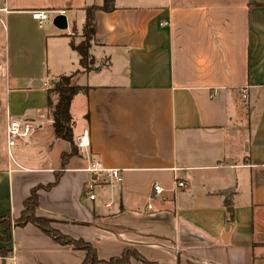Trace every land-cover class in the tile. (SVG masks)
Instances as JSON below:
<instances>
[{"label":"crops","instance_id":"obj_1","mask_svg":"<svg viewBox=\"0 0 264 264\" xmlns=\"http://www.w3.org/2000/svg\"><path fill=\"white\" fill-rule=\"evenodd\" d=\"M103 3L0 0V218L19 219L37 189L36 216L100 260L130 248L155 264H264V0H114L95 15L86 70L71 32ZM41 10L64 12L68 30L40 28ZM72 74L85 89L69 109L74 150L48 106L51 82ZM12 118L35 131L11 157ZM0 248V264L86 257L32 224Z\"/></svg>","mask_w":264,"mask_h":264},{"label":"trees","instance_id":"obj_2","mask_svg":"<svg viewBox=\"0 0 264 264\" xmlns=\"http://www.w3.org/2000/svg\"><path fill=\"white\" fill-rule=\"evenodd\" d=\"M114 9V0H104L102 6L86 7L84 10L86 15L83 30L84 40L78 45L71 43V48L79 54L80 64L86 70L89 69V64H91L89 50L94 42L95 15L100 11L111 12ZM84 90V88L70 87L68 79L64 76L52 90L48 91V106L51 109L54 136L56 139H62L69 142L72 146V150L75 149V144L72 129V118L69 109L73 98ZM54 93L58 97L56 104H54L52 100V94ZM37 207L38 198L37 189H35L32 191L31 196L24 202V211L19 219L13 222L9 217L0 218V229L6 230L7 232V236H0V242L5 244L11 241V230L13 227H25L28 224H32L48 236L52 237L58 244L62 246H69L73 250L84 251L86 253V257L82 264H132V261H141L143 264H155L147 261L136 250L130 248L125 249L120 257L112 258L108 261L100 260L95 249L89 243L83 240L71 239L70 237L54 230L51 227V220L37 217ZM225 208L230 222H233L234 205L233 201L229 199V197L225 199ZM10 254L11 251L9 249L0 248L1 259H7Z\"/></svg>","mask_w":264,"mask_h":264},{"label":"built area","instance_id":"obj_3","mask_svg":"<svg viewBox=\"0 0 264 264\" xmlns=\"http://www.w3.org/2000/svg\"><path fill=\"white\" fill-rule=\"evenodd\" d=\"M59 14H64V12H59ZM57 14H51L50 12L46 11H35L33 13V18L38 22L40 28H44L47 25L52 24L53 18ZM35 128L28 124L27 122L18 119L12 118L9 121L8 128H7V146H8V153L12 157L11 150L17 145L18 141L28 142L32 135L34 134ZM81 144H84V139H81ZM88 172L90 173H97V172H107V176L117 182H122V176L119 170H102L99 168L98 163H92L88 167ZM185 184L180 182L179 179L175 178L174 180V190L184 188ZM156 194H161L163 189L161 186L156 185L154 188ZM89 198L94 200L95 196L90 195ZM151 208V207H150Z\"/></svg>","mask_w":264,"mask_h":264},{"label":"rangeland","instance_id":"obj_4","mask_svg":"<svg viewBox=\"0 0 264 264\" xmlns=\"http://www.w3.org/2000/svg\"><path fill=\"white\" fill-rule=\"evenodd\" d=\"M83 30H84V28H83ZM79 33H82V34H80L79 35ZM2 34V38L4 39V32H2L1 33ZM71 36H72V42H77V44H80L84 39H83V31L82 30H77V29H72V32H71ZM81 38V39H80ZM80 40V41H79ZM4 45V44H3ZM76 45V44H75ZM67 79H68V83H69V86L70 87H78V88H83V87H80L78 84H77V82H76V79H75V77H73V74L72 75H70V76H65ZM63 77H61V78H57V79H55V80H53L52 82H51V89L50 90H52L53 88H54V86L62 79ZM52 100H53V102H54V104H56L57 103V100H58V97H57V95L54 93V94H52ZM77 109V108H76ZM75 113H76V115H78V113H77V110L75 111ZM15 221V220H14ZM13 221V222H14ZM51 227L54 229V227H53V223H51ZM55 230V229H54Z\"/></svg>","mask_w":264,"mask_h":264},{"label":"water","instance_id":"obj_5","mask_svg":"<svg viewBox=\"0 0 264 264\" xmlns=\"http://www.w3.org/2000/svg\"><path fill=\"white\" fill-rule=\"evenodd\" d=\"M52 25L56 27L58 30L65 31L68 30V19L65 14H59L55 16L52 20ZM230 227H226V233H229Z\"/></svg>","mask_w":264,"mask_h":264}]
</instances>
